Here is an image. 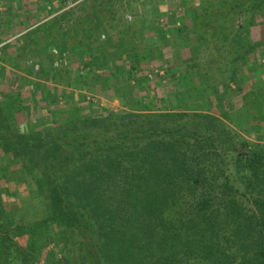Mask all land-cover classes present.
Segmentation results:
<instances>
[{
    "label": "trees",
    "instance_id": "16d2710c",
    "mask_svg": "<svg viewBox=\"0 0 264 264\" xmlns=\"http://www.w3.org/2000/svg\"><path fill=\"white\" fill-rule=\"evenodd\" d=\"M201 7L198 37L206 40L204 28L214 24L212 40L223 49L215 64L225 62L227 68V79L221 76L225 68L212 63L198 71L210 78L215 67L221 76L215 94L208 93L207 84L191 89L204 90L211 104L222 91L243 93L245 76L258 73L250 57L260 43L246 35L256 24L255 13L264 24V0H220ZM224 8L230 17L219 19ZM214 15L217 19L207 23ZM239 15L240 26H225ZM142 61L127 71L136 86L144 81L136 72L146 71ZM256 87L238 98L264 99V89ZM215 121L196 111L152 110L73 117L12 131L13 142L0 143V157L21 158L28 172H36L31 193L48 206L44 221L14 229L15 235L32 237L23 259L38 250L33 232L54 225L74 234L85 264H264V149L229 136ZM223 154H231V172L241 189L232 185ZM238 190L241 195L233 194ZM8 230L0 218V264H9ZM61 261L66 262L64 255Z\"/></svg>",
    "mask_w": 264,
    "mask_h": 264
},
{
    "label": "rangeland",
    "instance_id": "374dc122",
    "mask_svg": "<svg viewBox=\"0 0 264 264\" xmlns=\"http://www.w3.org/2000/svg\"><path fill=\"white\" fill-rule=\"evenodd\" d=\"M201 1L210 8L220 0ZM200 5L198 0H0V136L4 138L0 143H12L15 129L25 132L35 124L40 129L53 120L64 123L73 117L153 110L209 114L229 136L264 149L263 97L259 101L254 95L253 101L238 98L255 85L259 89L254 91L264 89L262 16L255 13L256 24L246 35L251 42L260 43L250 57L257 62L258 78L246 75L243 93L222 91L209 104L204 90L192 93L191 89L207 84L208 93L213 94L215 87L221 91L218 86L221 76L227 79V68L225 62L215 64L223 49L212 40L214 24L204 28L206 40L198 37L201 28L192 26ZM225 16L230 17L229 8L218 18ZM215 19L210 16L206 22ZM242 22L243 15L232 16L225 26ZM141 59L146 71H136L144 79L136 86L127 71L131 64L138 67ZM201 60L225 68L221 69L225 73L220 76L214 67L213 80L204 79L194 66ZM5 159L7 162L0 157V205L5 211L0 218L12 238L7 243L10 256L6 263L85 264L74 234L54 225L33 232L38 250L23 259L32 237L15 235L14 229L44 221L48 206L31 193L36 172H28L21 158ZM221 159L232 185L241 189L231 172V154H223ZM233 194L241 195L239 190ZM244 203L251 208L248 201ZM47 233H54V239ZM63 255L66 262L61 261Z\"/></svg>",
    "mask_w": 264,
    "mask_h": 264
},
{
    "label": "crops",
    "instance_id": "0c3cea01",
    "mask_svg": "<svg viewBox=\"0 0 264 264\" xmlns=\"http://www.w3.org/2000/svg\"><path fill=\"white\" fill-rule=\"evenodd\" d=\"M199 1V4H202V5H204L203 4V1H201V0H198ZM201 6V5H200ZM195 15V20H196V17H197V15H198V13L196 14H194ZM195 20L193 21L192 20V23H193V27H194V25H195ZM184 49V48H183ZM183 49L181 50L182 52H183ZM212 62H205L204 60L202 61H197V63L196 64H194V66H195V68L196 69H200V70H203V69H205L206 67H208V66H210V64H211ZM211 65H213V63L211 64ZM203 72V71H202ZM201 72V74H202V76H203V73ZM245 73V70L243 71V69H242V72H241V74L242 73ZM241 74H239V75H241ZM246 74V73H245ZM205 79V78H204ZM209 80H211V78H209ZM213 80V79H212ZM244 91V90H243Z\"/></svg>",
    "mask_w": 264,
    "mask_h": 264
},
{
    "label": "built area",
    "instance_id": "2783aa9c",
    "mask_svg": "<svg viewBox=\"0 0 264 264\" xmlns=\"http://www.w3.org/2000/svg\"><path fill=\"white\" fill-rule=\"evenodd\" d=\"M54 53H55V54H57V52H56V51H54Z\"/></svg>",
    "mask_w": 264,
    "mask_h": 264
}]
</instances>
